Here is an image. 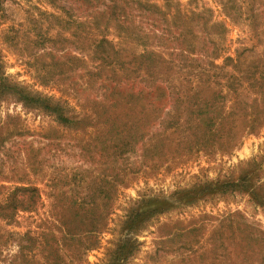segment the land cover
Returning a JSON list of instances; mask_svg holds the SVG:
<instances>
[{
	"label": "rangeland",
	"instance_id": "rangeland-1",
	"mask_svg": "<svg viewBox=\"0 0 264 264\" xmlns=\"http://www.w3.org/2000/svg\"><path fill=\"white\" fill-rule=\"evenodd\" d=\"M101 40L111 51L96 55ZM244 173L260 199L197 192ZM15 188L36 198L0 219V264L21 251L15 264H45L36 240L80 200L107 205L106 223L65 264H108L143 199L175 207L129 235L126 264H234L221 225L264 240V0H0V204Z\"/></svg>",
	"mask_w": 264,
	"mask_h": 264
},
{
	"label": "trees",
	"instance_id": "trees-1",
	"mask_svg": "<svg viewBox=\"0 0 264 264\" xmlns=\"http://www.w3.org/2000/svg\"><path fill=\"white\" fill-rule=\"evenodd\" d=\"M105 41L101 40L94 47L96 55L102 53H107L110 49L104 50ZM111 51V50H110ZM101 62L106 63L110 62L112 59L109 56H104L102 61V56H98ZM101 57V58H100ZM142 60L144 59L141 56ZM152 61V60H151ZM142 63V62H141ZM4 85V84H3ZM214 92H210L208 97H213ZM217 95L214 97V99ZM200 92H195L191 96L190 103H197L200 99ZM48 100H43L44 109L48 110L50 113L56 115L57 119L62 123H69V119L66 118L61 112L58 104L47 103ZM204 100L200 104V109L195 113L197 118V123L195 129L197 132V140L209 141L219 134L220 130H212L211 128L215 126L213 123L215 120H201L200 118L207 114L209 107L208 103ZM199 104V103H198ZM202 106L204 109H202ZM190 116V114H189ZM219 137V136H218ZM217 137V138H218ZM216 138V139H217ZM218 140V139H217ZM219 141V140H218ZM227 189H232L233 191H245L252 199H260L255 186L251 185L250 178L248 173L242 174L237 182L225 184L223 186L216 187L215 185H206L204 187H198V191H205L206 193L212 194L220 193L224 194ZM193 190H186L183 193L184 198H178L179 204H190L193 200H186L190 197V194L194 192ZM209 191V192H208ZM99 194L101 192H98ZM199 193V192H198ZM36 189L33 188H15L11 191L9 196L5 199V202L0 204V219L9 220L11 219L17 210L29 211L33 204L35 203ZM95 201V200H94ZM72 204V205H71ZM173 202H167L166 200L161 199H148L141 200L134 209H131L126 217L122 226L123 239L119 240L116 249L114 250L112 259L108 264H126L128 258L133 255L136 248V241L130 238V234L137 231L143 226V223L148 221L155 215L162 214L166 212L169 208L175 207L172 206ZM88 205V206H87ZM107 205L95 203L92 201L85 202L84 200L73 201L69 206H64L63 209H60V216L58 226L54 224V228L58 229L55 231L49 230L47 232H42L37 241V246L42 245V250L45 252L44 261L45 264H65V251H69L68 248H73L79 250L80 247L84 246V243L76 240L77 238L82 241V237L88 241L90 237H96L105 227L106 223V214H107ZM69 214L67 215V213ZM244 227H249L247 224L242 225ZM52 228V227H50ZM225 231L228 233L227 240H229L230 245L233 249V252H227V247L223 242L220 243V248H223L224 253L231 254L235 257L234 264H264V240L259 237L253 236L250 233H239L236 226L230 222L226 227L221 225L216 231L215 235L218 239H222V236L225 235ZM83 235H79L82 233ZM192 232H187L188 236ZM59 234V235H57ZM185 236V235H184ZM66 242H69L70 245H67ZM34 244V245H33ZM36 245L35 240L32 241L31 247L27 246L22 247L23 250L26 248V251L31 252ZM219 246H213L214 249L220 250ZM187 245L184 243L183 248L185 249ZM81 251V250H80ZM28 258L27 254H24L21 251L16 255L9 264H15L17 260ZM26 255V256H25ZM47 262V263H46Z\"/></svg>",
	"mask_w": 264,
	"mask_h": 264
}]
</instances>
